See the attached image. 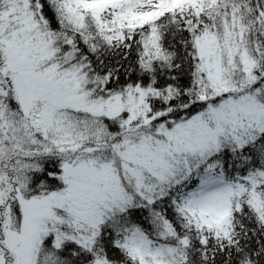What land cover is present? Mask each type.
Instances as JSON below:
<instances>
[{"label": "snow or ice", "instance_id": "obj_1", "mask_svg": "<svg viewBox=\"0 0 264 264\" xmlns=\"http://www.w3.org/2000/svg\"><path fill=\"white\" fill-rule=\"evenodd\" d=\"M0 264H264V0H0Z\"/></svg>", "mask_w": 264, "mask_h": 264}]
</instances>
